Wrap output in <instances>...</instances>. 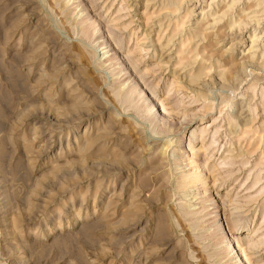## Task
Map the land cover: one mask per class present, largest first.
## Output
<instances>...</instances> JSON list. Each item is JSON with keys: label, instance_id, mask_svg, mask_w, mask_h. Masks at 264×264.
<instances>
[{"label": "rangeland", "instance_id": "obj_1", "mask_svg": "<svg viewBox=\"0 0 264 264\" xmlns=\"http://www.w3.org/2000/svg\"><path fill=\"white\" fill-rule=\"evenodd\" d=\"M230 237L264 264V0H0V264H229Z\"/></svg>", "mask_w": 264, "mask_h": 264}, {"label": "bare ground", "instance_id": "obj_2", "mask_svg": "<svg viewBox=\"0 0 264 264\" xmlns=\"http://www.w3.org/2000/svg\"><path fill=\"white\" fill-rule=\"evenodd\" d=\"M230 32V31H229ZM147 34V33H146ZM108 50H106V51H103L102 52V55H107L108 54ZM160 54V53H159ZM124 56V55H123ZM125 59V58H124ZM126 60V59H125ZM122 61V60H121ZM125 62V61H124ZM126 62H129L128 60H126ZM125 67V66H124ZM129 68V67H128ZM130 68H131V66H130ZM251 68V67H250ZM126 69V68H125ZM159 83V82H158ZM153 96V95H152ZM163 110V109H162ZM149 114H150V116H151V120L153 121V120H155L156 119V116H157V114L158 113H160V111L158 112V111H153L152 110V108H149L148 109V111H147ZM165 112L163 111V113H160L161 115L162 114H164ZM159 114V115H160ZM238 117V116H237ZM239 118V117H238ZM159 119V118H158ZM236 121V120H235ZM205 141V140H204ZM194 142V141H193ZM188 146H190V143L188 142ZM191 150H192V153L193 154H195V148L194 147H191L190 148ZM201 179V175L200 174H195V175H192L191 176V181L192 182H197L198 180H200ZM194 197V196H193ZM218 201H219V199H218ZM221 202V201H220ZM222 203V202H221ZM218 204H220V203H217L216 204V206L215 207H217V205ZM192 206V205H191ZM193 209V208H192ZM217 227H219V230L220 231H223L222 233H224V234H226V229L223 227V224L222 223H219L218 225H217ZM229 236V235H228ZM228 239H230V241H231V237L230 238H228ZM233 241V240H232ZM231 241V243H232V246L234 247V249H235V252H238L237 254L236 253H234L235 255L234 256H231L230 258H229V260H230V263L229 264H250V262L249 261H246V260H244V255H243V252H242V248L240 247V245L238 244V243H236V242H232ZM230 245L228 244V243H226L225 245H224V247L222 248V249H228V247H229ZM264 247V246H263ZM241 252V253H240ZM228 253V252H227ZM232 255V254H231Z\"/></svg>", "mask_w": 264, "mask_h": 264}]
</instances>
